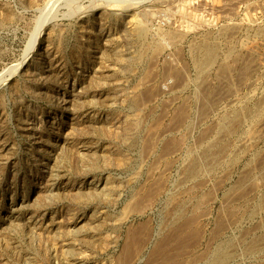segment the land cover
I'll list each match as a JSON object with an SVG mask.
<instances>
[{
	"label": "rangeland",
	"instance_id": "374dc122",
	"mask_svg": "<svg viewBox=\"0 0 264 264\" xmlns=\"http://www.w3.org/2000/svg\"><path fill=\"white\" fill-rule=\"evenodd\" d=\"M20 61L0 264H264V0H0Z\"/></svg>",
	"mask_w": 264,
	"mask_h": 264
},
{
	"label": "bare ground",
	"instance_id": "6f19581e",
	"mask_svg": "<svg viewBox=\"0 0 264 264\" xmlns=\"http://www.w3.org/2000/svg\"><path fill=\"white\" fill-rule=\"evenodd\" d=\"M140 28V27H139ZM138 31H140V29L138 30ZM138 35V34H137ZM30 49V47L29 46H27V49H26V53L28 52V50ZM211 50V49H210ZM25 53V54H26ZM207 53H209V49H208V52ZM206 53V54H207ZM214 53V52H213ZM208 56L209 55H211V53L210 54H207ZM207 58H209V57H207ZM207 62V61H206ZM203 63V62H202ZM21 64H22V61H20V62H18V63H16V64H13V65H11V66H9V67H6V68H4L1 72H0V85L1 84H3L6 80H7V78H8V76L9 75H12L14 72H16L19 68H20V66H21ZM204 67V66H203ZM175 73V72H174ZM138 102V101H137ZM170 146V145H169ZM171 147V146H170ZM164 248V247H163Z\"/></svg>",
	"mask_w": 264,
	"mask_h": 264
}]
</instances>
